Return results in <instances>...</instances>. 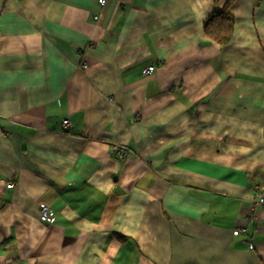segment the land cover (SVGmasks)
Returning <instances> with one entry per match:
<instances>
[{"label": "crops", "instance_id": "0c3cea01", "mask_svg": "<svg viewBox=\"0 0 264 264\" xmlns=\"http://www.w3.org/2000/svg\"><path fill=\"white\" fill-rule=\"evenodd\" d=\"M227 2L0 0V264H264V0L220 45Z\"/></svg>", "mask_w": 264, "mask_h": 264}, {"label": "trees", "instance_id": "16d2710c", "mask_svg": "<svg viewBox=\"0 0 264 264\" xmlns=\"http://www.w3.org/2000/svg\"><path fill=\"white\" fill-rule=\"evenodd\" d=\"M219 0H215L217 3ZM234 0H228L223 9L212 12L204 22L205 34L220 45H225L232 36L235 18L230 12V6ZM124 240V237L118 236Z\"/></svg>", "mask_w": 264, "mask_h": 264}, {"label": "built area", "instance_id": "2783aa9c", "mask_svg": "<svg viewBox=\"0 0 264 264\" xmlns=\"http://www.w3.org/2000/svg\"><path fill=\"white\" fill-rule=\"evenodd\" d=\"M99 4L101 6H105L107 3V0H98ZM99 16H96L95 19L98 20ZM84 67H86V65H84ZM154 71V67H149L146 70L147 74H151ZM63 125L65 128H69L70 126V121L68 119L63 121ZM116 152H118L120 154V158L121 159H125V155L123 153V149L120 148H115ZM9 188L14 187V185L12 183L8 184ZM257 205L259 206H264V186L262 188L259 189V195H258V200H257ZM40 219L42 222L44 223H49L52 224L54 222V216L51 214L50 208L47 205L42 204L40 206ZM236 235L239 234H248L247 228H239L238 230H236L235 232Z\"/></svg>", "mask_w": 264, "mask_h": 264}]
</instances>
